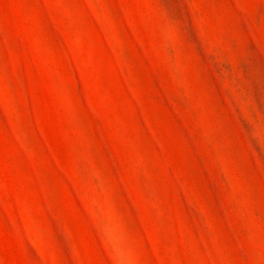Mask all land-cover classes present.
Returning <instances> with one entry per match:
<instances>
[{
    "label": "rangeland",
    "instance_id": "374dc122",
    "mask_svg": "<svg viewBox=\"0 0 264 264\" xmlns=\"http://www.w3.org/2000/svg\"><path fill=\"white\" fill-rule=\"evenodd\" d=\"M0 264H264V0H0Z\"/></svg>",
    "mask_w": 264,
    "mask_h": 264
}]
</instances>
